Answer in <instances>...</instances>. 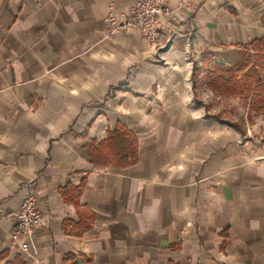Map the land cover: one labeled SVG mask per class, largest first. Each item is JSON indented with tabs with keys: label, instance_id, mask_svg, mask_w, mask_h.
<instances>
[{
	"label": "crops",
	"instance_id": "0c3cea01",
	"mask_svg": "<svg viewBox=\"0 0 264 264\" xmlns=\"http://www.w3.org/2000/svg\"><path fill=\"white\" fill-rule=\"evenodd\" d=\"M137 1L0 0V264H264V131L208 115L190 78L263 37L264 0H171L154 49L106 37Z\"/></svg>",
	"mask_w": 264,
	"mask_h": 264
},
{
	"label": "rangeland",
	"instance_id": "374dc122",
	"mask_svg": "<svg viewBox=\"0 0 264 264\" xmlns=\"http://www.w3.org/2000/svg\"><path fill=\"white\" fill-rule=\"evenodd\" d=\"M256 49L254 46H248L224 49L215 53L202 51L192 58L190 78L194 99L202 105L204 112L217 117L219 121L236 127L241 132L262 134L264 112L253 111L249 106V97L239 91L245 84V79L244 70L238 69V66L264 63L263 49ZM211 62L223 65L229 70L227 88L221 86L216 88L211 84L213 82L207 75ZM192 73L195 74L193 78Z\"/></svg>",
	"mask_w": 264,
	"mask_h": 264
},
{
	"label": "built area",
	"instance_id": "2783aa9c",
	"mask_svg": "<svg viewBox=\"0 0 264 264\" xmlns=\"http://www.w3.org/2000/svg\"><path fill=\"white\" fill-rule=\"evenodd\" d=\"M171 0H138L129 10L119 17L109 16L106 22L109 30L106 37L119 31L134 30L141 34L147 46L158 47L162 34L169 39L177 34L173 18V11L169 3ZM38 195L34 192L25 196L15 213L10 240L23 252H27V240L38 232L42 224V213L39 207Z\"/></svg>",
	"mask_w": 264,
	"mask_h": 264
},
{
	"label": "trees",
	"instance_id": "16d2710c",
	"mask_svg": "<svg viewBox=\"0 0 264 264\" xmlns=\"http://www.w3.org/2000/svg\"><path fill=\"white\" fill-rule=\"evenodd\" d=\"M252 47L263 49L264 53V35L261 38L255 39L253 42L244 47ZM256 49V50H257ZM237 66V65H236ZM238 69L244 70L245 84L242 85V89L239 90L242 94H246L250 99V108L256 112H264V63L263 64H242L238 66ZM229 70L224 68L223 65L210 63L208 77L211 79V84L214 87L227 88L229 84ZM195 74L192 73V78ZM235 79L233 78V82ZM233 84V83H232ZM123 142V138L119 139ZM127 163V162H126Z\"/></svg>",
	"mask_w": 264,
	"mask_h": 264
}]
</instances>
